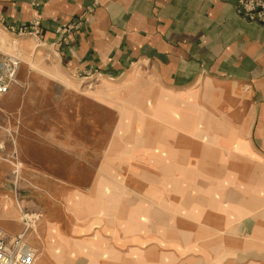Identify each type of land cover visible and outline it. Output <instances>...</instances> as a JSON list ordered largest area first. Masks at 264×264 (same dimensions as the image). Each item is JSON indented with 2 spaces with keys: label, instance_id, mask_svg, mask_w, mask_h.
I'll return each mask as SVG.
<instances>
[{
  "label": "crops",
  "instance_id": "1",
  "mask_svg": "<svg viewBox=\"0 0 264 264\" xmlns=\"http://www.w3.org/2000/svg\"><path fill=\"white\" fill-rule=\"evenodd\" d=\"M237 1L0 0V49L29 61L36 56L31 46L38 40L40 50L53 61L55 76L67 81H77L87 71L113 77L145 64L160 89L175 96L187 97L208 85L229 99L245 88L247 146L237 142L234 147H248L264 159V25L239 15ZM34 20L40 24L39 38L17 37L6 30ZM76 23L81 25L73 29L70 25ZM52 87L38 86L43 91ZM17 92L11 87L6 94L11 103H19ZM209 98L208 90L202 91L201 99ZM59 135L46 132L18 140L26 165L54 175L40 186L61 208L53 213L52 204L44 205L45 223L34 240L41 251L36 264H240L230 255L236 252L233 232L223 236L230 243L226 259H220L219 225L206 223L227 219L214 217L211 207L202 212L203 186L198 185L200 195L188 196L184 181L174 179L179 173L174 152L179 148L173 146L179 142L164 148L165 156L151 154L145 162L147 175L137 173L140 167L132 172V167L125 179H112L102 158L108 150L106 140L104 147L94 148L69 133ZM173 137L163 132V139ZM110 155L122 156L123 148L115 147ZM91 156L98 157L96 163ZM62 172L66 178L55 176ZM0 226L5 235L19 228L13 222ZM263 230L261 222L255 233L264 234ZM246 248L251 246L243 244L242 250ZM257 258L248 257L241 264H264L261 256Z\"/></svg>",
  "mask_w": 264,
  "mask_h": 264
},
{
  "label": "rangeland",
  "instance_id": "2",
  "mask_svg": "<svg viewBox=\"0 0 264 264\" xmlns=\"http://www.w3.org/2000/svg\"><path fill=\"white\" fill-rule=\"evenodd\" d=\"M78 25L81 24L70 26L75 29ZM39 26L34 20L6 30L17 37L36 39L40 34ZM40 45L36 40L31 46L33 53H37L29 61L0 49L1 54L12 55L18 61L14 82L0 95V225L13 222L19 227L9 235L0 229L3 242L9 243L10 238L23 235V241L36 251L34 264L41 256V251L34 247V240L38 228L45 223L44 205L51 207L52 201L48 199V190L40 184L43 180H53L54 175L26 165V158L19 155L18 140L27 135L58 132L59 137L69 133L71 137L80 138L85 146L90 144L94 148L104 147L102 143L106 140L107 156L102 158L110 166L108 178L112 179H125L132 167V172L140 167L137 173L147 175L145 162L151 154L165 156L164 148L179 142L173 146L179 148L174 152L179 161L176 165L179 173L174 179L184 181L188 196L196 192L200 195L198 185H202V212L212 210L214 217L218 214L220 219H227L222 222L217 218L206 223L219 225L220 259L227 257L226 245L230 241L223 236L228 231L235 237L236 252L230 253L234 260L241 264L249 260L248 257L251 260L261 256L264 261V234L255 233L261 222L264 229V159L254 155L248 147L240 151L234 147L237 142L246 145L249 97L245 88L237 89L229 99L221 97L215 87L208 85L189 92L193 95L175 96L160 89L145 64H135L127 73L113 77L87 71L77 81L62 80L55 76L51 68L53 61L47 52L40 50ZM14 47L20 51L19 44ZM20 68L21 75L17 74ZM44 83L54 87L44 91L38 88ZM11 87L17 89L15 98L19 103H11L6 95ZM205 89L210 98L202 100L201 93ZM202 115L205 118L201 119ZM164 118L171 122L163 121ZM207 121L214 123L207 124ZM163 132L171 133L173 139H163ZM115 147L123 148L122 156L110 155ZM132 151H135L133 155ZM90 159L96 163L98 157ZM55 176L66 178V172ZM173 176L171 174L170 178ZM193 206L190 205L194 212ZM209 207L211 210H207ZM60 209L58 204H52L50 210L59 213ZM243 244L251 249L243 251Z\"/></svg>",
  "mask_w": 264,
  "mask_h": 264
},
{
  "label": "built area",
  "instance_id": "3",
  "mask_svg": "<svg viewBox=\"0 0 264 264\" xmlns=\"http://www.w3.org/2000/svg\"><path fill=\"white\" fill-rule=\"evenodd\" d=\"M236 10L239 15L264 25V0H238ZM17 64L12 55H0V95L14 82ZM10 239L6 243L0 237V264H34L36 251L23 241V235Z\"/></svg>",
  "mask_w": 264,
  "mask_h": 264
}]
</instances>
